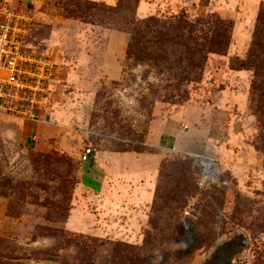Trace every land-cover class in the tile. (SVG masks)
<instances>
[{
    "label": "rangeland",
    "instance_id": "374dc122",
    "mask_svg": "<svg viewBox=\"0 0 264 264\" xmlns=\"http://www.w3.org/2000/svg\"><path fill=\"white\" fill-rule=\"evenodd\" d=\"M156 1L143 17L134 0L114 14L85 0L20 6L27 49L57 71L50 122L0 113V264H264V68L241 66L255 33L264 44V0ZM120 26L108 80L97 60ZM86 144L161 152L150 199L93 188L84 203ZM203 157L218 171L200 189Z\"/></svg>",
    "mask_w": 264,
    "mask_h": 264
},
{
    "label": "built area",
    "instance_id": "2783aa9c",
    "mask_svg": "<svg viewBox=\"0 0 264 264\" xmlns=\"http://www.w3.org/2000/svg\"><path fill=\"white\" fill-rule=\"evenodd\" d=\"M28 18L13 2H0V113L21 120L48 123V95L57 65L36 50H28ZM94 154L91 145L82 147L79 159L88 161ZM217 171L209 175L200 169L197 184L200 189L215 182ZM184 225L185 220L183 219Z\"/></svg>",
    "mask_w": 264,
    "mask_h": 264
},
{
    "label": "crops",
    "instance_id": "0c3cea01",
    "mask_svg": "<svg viewBox=\"0 0 264 264\" xmlns=\"http://www.w3.org/2000/svg\"><path fill=\"white\" fill-rule=\"evenodd\" d=\"M89 1L102 2L111 6L118 2V0ZM0 2H13L21 10V5L32 8L39 7L43 0H0ZM157 4L156 0H140L136 13L140 17L150 14L156 10ZM21 12L23 13V11ZM69 33L75 37L81 35L75 29L70 30ZM106 36L107 41L97 63L100 75L110 80L119 78L121 74L120 57L125 51L128 35L121 30L109 29ZM112 62L114 63L112 64ZM161 160L162 154L158 150L136 152L94 149V154L90 159L82 161L86 163V169L81 176L80 189L87 192V196H82V201L87 204L85 198L89 199L91 191L97 189L96 192L99 191L100 195L107 192L110 194L113 191L116 196H120L119 198H131L132 196V199L138 203L145 202L153 194Z\"/></svg>",
    "mask_w": 264,
    "mask_h": 264
},
{
    "label": "trees",
    "instance_id": "16d2710c",
    "mask_svg": "<svg viewBox=\"0 0 264 264\" xmlns=\"http://www.w3.org/2000/svg\"><path fill=\"white\" fill-rule=\"evenodd\" d=\"M85 1L88 4L93 5V7H96L98 4V2H92L89 0H85ZM127 1L128 0H118V4L115 6L107 5L108 6L107 11L110 14L118 13L119 8L121 6H124L125 3H127ZM123 2H125V3H123ZM134 2H135V6H137L139 0H134ZM126 7H127V5H126ZM133 20H134V14H130L129 17H127V23H129V22L131 23ZM147 22H148V20L144 21L143 25L144 26L147 25ZM112 24H113V22H112ZM184 28L187 29L186 26H184ZM119 30L129 32L128 28L123 27V26H120ZM254 36H255V39H254L250 54L245 60L241 61V66L244 64H251V66H253L256 70H259L261 68H264V59L261 60L258 58L260 54H264V44L257 39L258 38L257 33H255Z\"/></svg>",
    "mask_w": 264,
    "mask_h": 264
},
{
    "label": "bare ground",
    "instance_id": "6f19581e",
    "mask_svg": "<svg viewBox=\"0 0 264 264\" xmlns=\"http://www.w3.org/2000/svg\"><path fill=\"white\" fill-rule=\"evenodd\" d=\"M204 167L206 172L211 175L213 172L218 171V167L212 159L202 158L201 160V168Z\"/></svg>",
    "mask_w": 264,
    "mask_h": 264
}]
</instances>
